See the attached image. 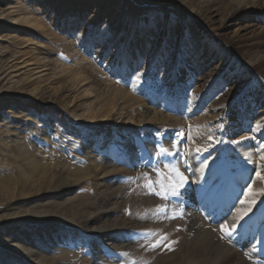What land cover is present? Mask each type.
I'll list each match as a JSON object with an SVG mask.
<instances>
[{
	"label": "rangeland",
	"instance_id": "obj_1",
	"mask_svg": "<svg viewBox=\"0 0 264 264\" xmlns=\"http://www.w3.org/2000/svg\"><path fill=\"white\" fill-rule=\"evenodd\" d=\"M177 133L179 205L142 175ZM262 155L264 0H0V264H179L194 229L264 264Z\"/></svg>",
	"mask_w": 264,
	"mask_h": 264
},
{
	"label": "snow or ice",
	"instance_id": "obj_2",
	"mask_svg": "<svg viewBox=\"0 0 264 264\" xmlns=\"http://www.w3.org/2000/svg\"><path fill=\"white\" fill-rule=\"evenodd\" d=\"M139 79V77H137ZM222 127V126H221ZM177 139L171 143V148H165L162 145L159 146V152L157 153V159L151 160L149 158V162L151 163L150 171L155 173V178L149 175V172H144L143 178L145 183L143 187L147 190L149 194H153L155 196L160 197L163 201L171 202L175 200L177 204L184 203V196L186 195V185L188 184V177L185 175V172L190 170V165L184 164L182 160H166V157H176L177 153L174 149H177L180 140L185 139V133H177ZM187 139L193 145H195V137L188 135ZM233 143H237L233 141ZM193 151L197 154L201 153V149L199 147H194ZM261 160H264V155L260 157ZM251 162V161H249ZM203 163V162H202ZM184 167V171H181V167ZM203 167H207V164H204ZM166 170V171H165ZM202 170V169H201ZM255 177L261 181H264V174L261 171H255ZM132 178L129 177V180ZM139 179V177H138ZM244 189L236 192V202L241 205L247 204V208L243 209L241 216L235 223L229 224L227 217H223L222 221H217L219 226V231L222 234L220 239H232L234 234H237V227L239 224V220H242L245 216H247L250 212H252L253 205L256 204L255 195L257 193L253 190V183L249 182L244 186ZM259 194L264 195V189H260ZM251 196L253 199L249 202L244 197ZM235 207V202L232 205ZM230 214V213H229ZM184 213L177 212L175 215L169 213L166 206H158L156 216L160 218H171L176 219L177 217L183 216ZM216 228H213V231H216ZM179 231V229H177ZM155 235L154 233H140L139 236L141 238H147L149 236ZM178 241L170 240L167 234L160 235L154 243H151V248L173 251L174 245H176ZM126 256L127 254H122ZM135 264V262H133Z\"/></svg>",
	"mask_w": 264,
	"mask_h": 264
},
{
	"label": "bare ground",
	"instance_id": "obj_3",
	"mask_svg": "<svg viewBox=\"0 0 264 264\" xmlns=\"http://www.w3.org/2000/svg\"><path fill=\"white\" fill-rule=\"evenodd\" d=\"M193 232L188 251L190 256L179 264H232L233 261L249 264L239 253L220 242L211 230L194 229Z\"/></svg>",
	"mask_w": 264,
	"mask_h": 264
}]
</instances>
